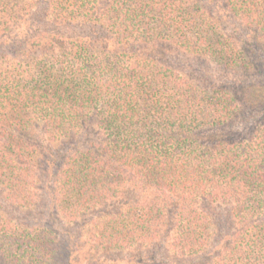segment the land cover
Listing matches in <instances>:
<instances>
[{
	"label": "trees",
	"instance_id": "1",
	"mask_svg": "<svg viewBox=\"0 0 264 264\" xmlns=\"http://www.w3.org/2000/svg\"><path fill=\"white\" fill-rule=\"evenodd\" d=\"M201 1L0 0V264H264V0Z\"/></svg>",
	"mask_w": 264,
	"mask_h": 264
},
{
	"label": "rangeland",
	"instance_id": "2",
	"mask_svg": "<svg viewBox=\"0 0 264 264\" xmlns=\"http://www.w3.org/2000/svg\"><path fill=\"white\" fill-rule=\"evenodd\" d=\"M203 1H205V0H203ZM203 1H201V3H204ZM201 5L204 7V4H201ZM219 6H220V1H218V0H206V7H207L208 12L210 11V13H212L213 16H217V18L221 17L220 13H222V12H218ZM225 21H226V19H225ZM230 22H231V26L234 25V24H236V25L238 24L237 22H235L233 20L230 21ZM227 23H228V21L225 22V24H227ZM225 29L229 33V27L225 26ZM243 32L244 31L241 30V28L239 30L237 28V33L238 34L242 35ZM82 34H86V31H83ZM191 62L194 63V64L196 63L195 64V68H197V69H199V68L203 69V68H208V67L209 68H214V67H212L211 64H209L208 60H205V59H202V60H199V61L192 60ZM239 97L242 99V95L241 94L239 95Z\"/></svg>",
	"mask_w": 264,
	"mask_h": 264
}]
</instances>
